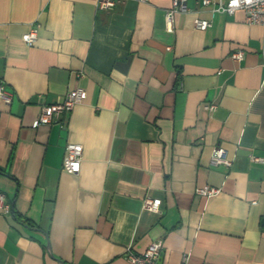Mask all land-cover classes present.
Here are the masks:
<instances>
[{"label": "crops", "instance_id": "crops-1", "mask_svg": "<svg viewBox=\"0 0 264 264\" xmlns=\"http://www.w3.org/2000/svg\"><path fill=\"white\" fill-rule=\"evenodd\" d=\"M97 1L0 0V264H130L158 240L160 264H264V27L200 0L171 29V0ZM76 87L70 112L33 124ZM67 142L82 145L76 174ZM216 145L230 167L210 163Z\"/></svg>", "mask_w": 264, "mask_h": 264}, {"label": "built area", "instance_id": "built-area-1", "mask_svg": "<svg viewBox=\"0 0 264 264\" xmlns=\"http://www.w3.org/2000/svg\"><path fill=\"white\" fill-rule=\"evenodd\" d=\"M120 0H98L97 6L101 9H110ZM146 1V0H142ZM203 6H207L212 13L223 12L232 14L237 10L244 13V21L248 24H259L264 27V0H200ZM191 9L187 6L186 0H171L170 6L165 10L164 18L168 29L173 27L174 17L178 13H187ZM193 25L196 29L205 30L211 25L208 18L194 17ZM37 37V25H31L29 30L21 35V39L26 44H32ZM230 57L235 61H240L244 57L242 49H236ZM84 90L76 87L68 89L60 102L49 103L40 106L39 113L34 121V125L51 124L60 120L63 114H67L76 103L82 101ZM0 99L5 103H9L12 99V92L5 87L3 80H0ZM214 104H207V109H213ZM82 156V145L76 142H67L64 146V154L62 159V169L76 174L80 169V161ZM254 161H260L261 158L251 156ZM210 163L212 165H224L230 167L232 158L228 156L226 149L220 145L212 148ZM194 192L200 196L210 197L220 192V187L212 185H202L194 189ZM0 207L4 213L10 212V205L3 203L0 196ZM142 208L159 212L160 199L145 196L142 199ZM161 248V241L150 242L141 253H134L130 250L126 251L124 257L130 264H160L158 255Z\"/></svg>", "mask_w": 264, "mask_h": 264}, {"label": "water", "instance_id": "water-1", "mask_svg": "<svg viewBox=\"0 0 264 264\" xmlns=\"http://www.w3.org/2000/svg\"><path fill=\"white\" fill-rule=\"evenodd\" d=\"M46 247L49 248V243L47 242ZM58 261L61 263V261L58 259ZM158 262L160 263V261L158 260Z\"/></svg>", "mask_w": 264, "mask_h": 264}]
</instances>
